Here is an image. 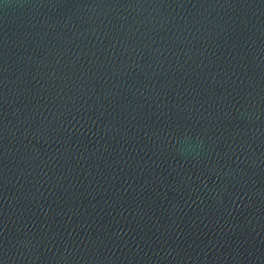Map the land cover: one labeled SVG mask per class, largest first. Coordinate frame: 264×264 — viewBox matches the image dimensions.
Here are the masks:
<instances>
[{"label": "water", "instance_id": "obj_1", "mask_svg": "<svg viewBox=\"0 0 264 264\" xmlns=\"http://www.w3.org/2000/svg\"><path fill=\"white\" fill-rule=\"evenodd\" d=\"M0 264H264V0H0Z\"/></svg>", "mask_w": 264, "mask_h": 264}]
</instances>
